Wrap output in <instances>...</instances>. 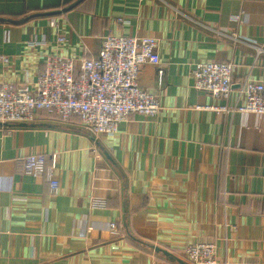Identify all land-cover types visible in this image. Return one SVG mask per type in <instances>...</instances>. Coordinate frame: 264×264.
Instances as JSON below:
<instances>
[{"label":"crops","instance_id":"crops-1","mask_svg":"<svg viewBox=\"0 0 264 264\" xmlns=\"http://www.w3.org/2000/svg\"><path fill=\"white\" fill-rule=\"evenodd\" d=\"M107 34L158 40L164 73L146 64L138 83L160 109L96 137L76 115L0 125V264H180L155 247L195 242L218 264H264V114L218 108L264 81V0H0V83L33 84L49 56L95 57ZM205 61L234 64L227 100L193 87ZM30 154L56 194L18 170Z\"/></svg>","mask_w":264,"mask_h":264},{"label":"built area","instance_id":"built-area-1","mask_svg":"<svg viewBox=\"0 0 264 264\" xmlns=\"http://www.w3.org/2000/svg\"><path fill=\"white\" fill-rule=\"evenodd\" d=\"M57 41L65 43L66 38L58 36ZM0 59L5 60L3 56ZM146 64L155 65L159 75L164 73L158 40L148 36L107 34L98 54L79 63L68 56H49L33 84L0 83V123L31 124L45 112L62 122L76 115L94 137L114 134L132 114L155 115L160 109L158 95L138 83V74ZM233 70L234 64L228 61L197 62L190 70L193 87L216 100H227L235 90ZM235 91L236 103L218 106L220 110L264 114V81L246 79ZM17 164L20 172L45 177L50 192H58L59 184L46 170L43 156L26 155ZM110 232L117 234L113 223ZM179 257L188 264H218L211 242L187 244Z\"/></svg>","mask_w":264,"mask_h":264},{"label":"water","instance_id":"water-1","mask_svg":"<svg viewBox=\"0 0 264 264\" xmlns=\"http://www.w3.org/2000/svg\"><path fill=\"white\" fill-rule=\"evenodd\" d=\"M1 126H28V124H25V123H0ZM155 251L156 252H161L163 253L164 255L168 256V257H171L173 259H175L178 263L180 264H186L185 261L183 259H181L180 257H177V256H174L171 252H169L168 250H165V249H162V248H159V247H155Z\"/></svg>","mask_w":264,"mask_h":264}]
</instances>
